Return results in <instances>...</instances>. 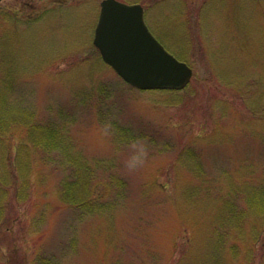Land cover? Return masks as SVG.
<instances>
[{"label":"rangeland","instance_id":"374dc122","mask_svg":"<svg viewBox=\"0 0 264 264\" xmlns=\"http://www.w3.org/2000/svg\"><path fill=\"white\" fill-rule=\"evenodd\" d=\"M101 1L0 2V83L35 120L73 112L59 147L17 145L37 170L24 199L1 185L0 264H264V215H224L245 167L264 166V0H122L193 68L182 90H138L103 61ZM137 139L149 156L129 171Z\"/></svg>","mask_w":264,"mask_h":264},{"label":"trees","instance_id":"16d2710c","mask_svg":"<svg viewBox=\"0 0 264 264\" xmlns=\"http://www.w3.org/2000/svg\"><path fill=\"white\" fill-rule=\"evenodd\" d=\"M16 92L15 88L10 86V82L7 84L0 83V136L10 137L11 143H13L12 147L17 151L18 143H21V147L23 144L27 147L32 145L36 149L39 148L38 151H42L40 148L48 151V149L59 147L61 143L56 141L58 139H66L63 135V131L65 132L63 127L68 125L70 121L72 122L73 112L68 111V113L62 115L52 111L40 120H35L36 118L29 114L26 108L25 110L23 109V105L20 103L22 98H18V96L24 95L27 97V95ZM0 149L2 152L0 156H3L0 160L1 196L8 198V195L12 192L10 188L3 189L1 187L3 183L14 186L21 182V189L16 192V195L21 199L26 198L28 191H24L23 187L28 185L29 188V184L31 183L25 176L26 170L27 172L31 170L32 173L37 170L36 162L33 163L35 155L32 150L34 149H20L16 155L11 151L8 142H2L1 140ZM241 174L244 175L242 176L244 181L242 184L240 183L239 188L233 190L232 194L234 198L228 204V212H224V215L230 216L228 218H231L230 220L235 224H244L245 215H264V166L256 170L254 168L249 170L248 167H245V170ZM84 177L81 174L78 179L75 178L70 183H67L66 187L65 185L64 187L62 186L61 195L70 205L78 202L80 198L83 199L78 182L84 179ZM238 200H241L243 203H237ZM196 201L197 199H195V203ZM192 202L194 203L193 200ZM5 210H7V207L4 201H2L0 204V215ZM263 224L264 217L263 219L260 218L255 225L259 231L257 234L262 230Z\"/></svg>","mask_w":264,"mask_h":264},{"label":"water","instance_id":"95a60500","mask_svg":"<svg viewBox=\"0 0 264 264\" xmlns=\"http://www.w3.org/2000/svg\"><path fill=\"white\" fill-rule=\"evenodd\" d=\"M100 6L93 43L126 83L141 90H181L190 83L193 68L154 36L140 3L102 0Z\"/></svg>","mask_w":264,"mask_h":264},{"label":"clouds","instance_id":"9594fccd","mask_svg":"<svg viewBox=\"0 0 264 264\" xmlns=\"http://www.w3.org/2000/svg\"><path fill=\"white\" fill-rule=\"evenodd\" d=\"M132 152L125 161V166L129 171H134L142 167L149 156V145L143 139L134 140L131 144Z\"/></svg>","mask_w":264,"mask_h":264},{"label":"flooded vegetation","instance_id":"af4514ba","mask_svg":"<svg viewBox=\"0 0 264 264\" xmlns=\"http://www.w3.org/2000/svg\"><path fill=\"white\" fill-rule=\"evenodd\" d=\"M40 1H44V0H25V5L27 7L35 8V6H36V3L35 2H40ZM95 27H96V24H95ZM95 27H94V32H95Z\"/></svg>","mask_w":264,"mask_h":264}]
</instances>
